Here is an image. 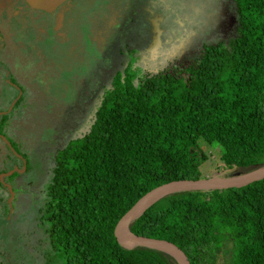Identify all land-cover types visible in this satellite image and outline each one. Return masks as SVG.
<instances>
[{
    "label": "trees",
    "instance_id": "16d2710c",
    "mask_svg": "<svg viewBox=\"0 0 264 264\" xmlns=\"http://www.w3.org/2000/svg\"><path fill=\"white\" fill-rule=\"evenodd\" d=\"M233 1L235 37L203 43L188 61L115 73L87 129L58 150L41 209L66 264H180L123 245L116 225L152 188L202 178L200 139L220 145L219 171L264 167V0ZM129 228L175 243L191 264H221L229 243L231 264H264V178L168 193Z\"/></svg>",
    "mask_w": 264,
    "mask_h": 264
},
{
    "label": "rangeland",
    "instance_id": "374dc122",
    "mask_svg": "<svg viewBox=\"0 0 264 264\" xmlns=\"http://www.w3.org/2000/svg\"><path fill=\"white\" fill-rule=\"evenodd\" d=\"M87 2L68 0L61 7L69 23L83 25L76 29L75 42L57 48L51 98L25 99L0 113L3 135L23 159L12 156L21 173L3 181L0 172V219L6 236L0 240V264H66L42 218L44 191L58 150L87 129L96 101L115 73L129 67L142 74L188 61L203 43L229 42L237 34L233 0H97L102 7L109 5L103 15L95 13L99 6L88 15L83 10ZM45 86L43 79L42 90ZM0 145L11 154L2 141ZM199 145L209 156L200 168L203 178L236 175L217 170L219 144L200 139ZM231 247H225L221 264H231Z\"/></svg>",
    "mask_w": 264,
    "mask_h": 264
},
{
    "label": "flooded vegetation",
    "instance_id": "af4514ba",
    "mask_svg": "<svg viewBox=\"0 0 264 264\" xmlns=\"http://www.w3.org/2000/svg\"><path fill=\"white\" fill-rule=\"evenodd\" d=\"M67 1L49 11L34 7L28 0H0V113L4 112L5 106L8 110L14 109L25 99H38L43 94L51 98V92L55 91L56 72L53 74V69L58 64L57 48L75 42L76 29L83 25L69 23L66 11L61 8ZM97 4V0H88L83 10L93 15L92 11L99 6L95 13L103 15L109 9V5ZM43 79L44 90L41 88ZM2 129L0 124V141L11 152L8 154L0 145V163L3 164L0 172L5 181L4 176L12 177L22 171L18 166L14 168L12 156L22 157L14 143L3 135ZM11 170L13 172L6 175ZM0 225V240H3L6 236L2 219ZM3 244L0 241V254Z\"/></svg>",
    "mask_w": 264,
    "mask_h": 264
},
{
    "label": "water",
    "instance_id": "95a60500",
    "mask_svg": "<svg viewBox=\"0 0 264 264\" xmlns=\"http://www.w3.org/2000/svg\"><path fill=\"white\" fill-rule=\"evenodd\" d=\"M64 1L65 0H28V2L34 7L41 8L44 10H49V11L53 10L55 7H57L59 4H61ZM12 172L13 170H11L10 172H7L6 175L11 174ZM250 173H254V175L250 179L238 182L237 179L240 176L250 174ZM263 178H264V167H261V168H258L256 170H253L245 174H240V175H235V176H230V177H223V178H218V177L203 178L202 177V178H197V179L185 178V179L171 180L169 182L158 185L152 188L151 190H149L148 192H146L144 195H142L134 203V205L119 219L116 225L117 238L123 245L127 247H134L137 245L152 246V247L159 248V249H162L164 251H167L173 254L178 259L180 264H182L180 258L183 260V264H191L188 256L183 251V249H181L175 243L169 240H166V239H160V238H154V237L134 234L130 230L129 224L137 216H139L147 206H149L151 203H153L154 201H156L157 199H159L160 197L168 193L179 191V190H184V189H195V188L206 189V188H225L228 186H242L250 182L263 179ZM232 181H237V182H232ZM224 182H232V183L228 185H221ZM178 187H185V188L176 189ZM9 188L11 189V197H12L14 195V192L10 185H9ZM171 188L176 189V190L168 192L154 199L159 193L167 189H171ZM145 204H147L145 208L139 214H137L138 210ZM160 245H166L172 248L173 250L176 251V253L179 256H177L176 254H174L173 252L167 249L161 248Z\"/></svg>",
    "mask_w": 264,
    "mask_h": 264
},
{
    "label": "bare ground",
    "instance_id": "6f19581e",
    "mask_svg": "<svg viewBox=\"0 0 264 264\" xmlns=\"http://www.w3.org/2000/svg\"><path fill=\"white\" fill-rule=\"evenodd\" d=\"M253 175H254V173H250V174L242 175V176H240L237 180H238V182H240V181H245V180L250 179ZM232 182H237V181H232ZM232 182H224V183H222L221 185H228V184H231ZM181 188H185V187H178V188H176V189H181ZM176 189H173V188H171V189H167V190H165V191L159 193L154 199H156L157 197H159V196H161V195H164V194H166V193H168V192H171V191H173V190H176ZM147 204H148V203H147ZM147 204L143 205V206L138 210L137 214H139V213L145 208V206H146ZM160 247H161V248H164V249H167V250L173 252L174 254H176L177 256H179V255L176 253L175 250H173L172 248H170V247H168V246H166V245H160ZM179 258H180V257H179ZM180 260H181V262H182V264H183V260H182L181 258H180Z\"/></svg>",
    "mask_w": 264,
    "mask_h": 264
}]
</instances>
